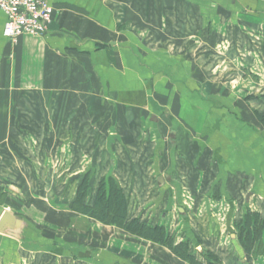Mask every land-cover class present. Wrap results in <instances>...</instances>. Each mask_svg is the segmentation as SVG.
Segmentation results:
<instances>
[{"label":"crops","instance_id":"crops-1","mask_svg":"<svg viewBox=\"0 0 264 264\" xmlns=\"http://www.w3.org/2000/svg\"><path fill=\"white\" fill-rule=\"evenodd\" d=\"M51 4L54 21L47 34L24 36L17 43L6 37L7 16L0 9V159L7 160L2 153L7 146L22 147L23 115L38 113L32 98L40 93L58 98L53 108L59 107L64 119L76 112L69 100L73 92L65 89L72 79L62 67L89 65L108 88L101 98H110L111 103L114 99L130 114H141V126L128 118L104 126L101 115L94 128L109 131L105 150L114 163L120 159L116 155L125 154L123 161L137 159L144 174L155 179L156 185L153 180L150 184L158 198L152 202L149 222L161 220L162 226L179 200L177 210L187 237L176 243L198 244V236L202 241L196 248L198 256L213 253L220 264H264L262 256L251 259L236 232V223L248 210L264 218L263 34L259 33L257 45L248 42L253 41L249 30L259 37L257 32L264 27V0H52ZM184 4L190 7L185 14L196 25L190 32L195 38L191 44L179 37ZM226 35L232 45L230 58L248 52L258 59L250 55L237 68L231 60L219 58L218 51H225L228 44L223 40ZM172 40L175 52L168 45ZM201 43L204 46L199 47ZM55 67L61 68L55 71ZM78 75L80 81L87 80L85 74ZM24 99L31 104L27 100L23 105ZM78 114L79 122L63 121L61 128H90L85 109ZM106 176L96 177L95 190ZM185 188L203 196L210 221L206 238L189 229L192 221L182 207ZM72 191L56 200L36 201L27 215L0 205V217L10 210L28 223L20 239L0 234V264H188L168 248L72 211ZM160 210L164 212L158 217ZM112 231L115 238L105 239ZM87 235L97 243L109 241L111 248H88L81 243Z\"/></svg>","mask_w":264,"mask_h":264},{"label":"rangeland","instance_id":"rangeland-1","mask_svg":"<svg viewBox=\"0 0 264 264\" xmlns=\"http://www.w3.org/2000/svg\"><path fill=\"white\" fill-rule=\"evenodd\" d=\"M183 6L184 16L182 25L179 27V37L183 43L191 44L195 38L192 39V34L190 32L196 25L192 22V18H189L188 14H185V12H187L185 10L190 9V7L185 4ZM225 20L227 21L229 18L225 17ZM241 20H243V17H241ZM225 24L226 26H230V24L226 22ZM261 25V23L258 24V26ZM249 31H251V38L254 42L252 40H248V42L256 45L260 43L259 33L263 34L264 37V27L262 31L257 32L259 37L255 36L254 30L251 29ZM223 40L228 44L225 46V51H218V57L227 61L231 60L237 68L244 66L245 60L249 59L250 55L254 57L253 54L242 52L235 56L231 55L232 58H230L228 53H230L229 51L232 47L231 41L227 35L223 36ZM168 45L171 46L170 48L172 51H176V47H174V45H176L175 41L172 40L170 43L168 42ZM198 46L201 47L204 46V44L201 43ZM254 58L258 59V56ZM222 59L220 60L222 61ZM65 66L64 68L62 67V70L67 73V76L69 73L72 79L69 83L65 84V89H71L73 92H71L72 94L69 100L73 103L71 109L74 107L76 112H73L71 117H66L64 119L63 115L65 116V114L63 111L59 107L53 108L54 101L58 100V98L43 97L41 93L39 97L32 98L33 104L37 106L38 113L32 116L31 113L23 115V123L21 124L22 129L19 131L22 135V147L19 148V145L16 147L7 146L6 149L4 148L6 152H2L7 154V160L3 161L0 159V172L3 174V177H0V205L3 207L15 208L18 212L27 215L30 214V209H32L31 206L35 204L36 201L44 202L43 200H49L51 197H55L54 200H56L62 195L68 196L70 190H73L72 193L74 192V194L72 196L75 199L77 193L76 189L79 186L78 183H80L79 181L86 174H90L92 182L95 185L97 178L108 173V175H113V177L117 179L120 187L124 190L129 200L130 211L134 214V216H132L130 213V216L132 218H139L143 221H149V217L152 215V202L158 198L156 188L152 189V184H150L151 180H153V185H156L155 179H151L149 175L147 176L144 174L141 170L143 164L137 161V159L136 161H123L125 154L122 155V158L121 155H116L118 159H120L118 161L116 160L117 162L114 163L105 150L107 148L106 143L109 131L105 128H94L95 122H101V115L104 118V126L106 125L105 123L120 122V120L127 121L126 118L134 120L136 125L141 126L139 123L142 118L141 114H130L126 107L116 105L117 103L114 99V103H111L110 98H108L109 100L101 98L99 95L104 89L108 88L95 78L94 70H92L93 67L89 65L79 66L77 64ZM58 68L60 69L61 67H55V71ZM78 73L85 74L87 80L85 81L81 78L80 81ZM56 84L58 85V83ZM58 88L63 89V87ZM79 91H81V93ZM75 92L78 93L75 94ZM59 100H61V98H59ZM25 101H27L29 105L31 104L30 99H24V101H22L23 105H25ZM82 103H85V105H82ZM49 104L52 105L49 106L50 114L48 115L46 105ZM113 106L114 109L111 113L110 109ZM117 106L119 110H117ZM79 108H81V112H79ZM84 109L87 113L85 120L88 122V125H90V128L86 130L78 128H61L63 126V121H66V124L70 121L72 125L73 121L79 122L80 116L78 113H82ZM98 111L100 113H98ZM114 112H116V114ZM48 116L51 120L50 123ZM11 136H14V132H12ZM69 141L71 144L70 146H68ZM9 143H11V141ZM116 150L121 151V148L117 147ZM14 156L17 158L20 157L22 160L19 159L15 161ZM16 165L18 166L16 167ZM134 167L139 170L134 172ZM183 192L184 198L182 197V207L188 210V216L193 225V227H191L190 224L189 229H196V233L203 234V238H206L208 230L210 231L208 226V222L210 221L207 219L208 216L204 206L205 201L202 200L203 196L200 195L196 197L192 191L187 188H185ZM176 203L174 209L171 210L172 215L170 219L166 223H162V226L163 224L164 227L167 226L166 229L169 235L172 236L175 241H179L182 238L186 239L187 235L185 234L186 225L180 222L181 218L177 210L179 200H176ZM160 211L158 217L164 212L162 210ZM160 223L161 220H159L157 225ZM201 224L204 228H200ZM89 237L90 236L87 235L86 240L81 243L85 244L90 249H95L96 247L97 250L101 247L111 248L109 241L115 238L114 231L104 235V238L106 237L105 239L109 241L106 240L97 243L94 239H90ZM196 243H198V241H196ZM198 245L199 244L195 243L191 244L193 253H197L196 248Z\"/></svg>","mask_w":264,"mask_h":264},{"label":"trees","instance_id":"trees-1","mask_svg":"<svg viewBox=\"0 0 264 264\" xmlns=\"http://www.w3.org/2000/svg\"><path fill=\"white\" fill-rule=\"evenodd\" d=\"M71 210L105 226L116 227L131 236L168 248L188 264H220L219 257L213 253H200L198 257V253L192 252L189 241L176 244L164 226L132 218L129 200L117 179L111 175L101 178L95 190L90 174H86L80 180ZM236 232L240 245L251 255V259L264 257V218L260 213L248 210L236 223ZM196 239L198 244L202 242L198 236Z\"/></svg>","mask_w":264,"mask_h":264},{"label":"built area","instance_id":"built-area-1","mask_svg":"<svg viewBox=\"0 0 264 264\" xmlns=\"http://www.w3.org/2000/svg\"><path fill=\"white\" fill-rule=\"evenodd\" d=\"M52 0H0V9L7 16L5 35L17 43L24 36H44L53 21Z\"/></svg>","mask_w":264,"mask_h":264},{"label":"water","instance_id":"water-1","mask_svg":"<svg viewBox=\"0 0 264 264\" xmlns=\"http://www.w3.org/2000/svg\"><path fill=\"white\" fill-rule=\"evenodd\" d=\"M28 227V223L15 216L14 212L4 211L0 217V234L20 239L24 230Z\"/></svg>","mask_w":264,"mask_h":264}]
</instances>
